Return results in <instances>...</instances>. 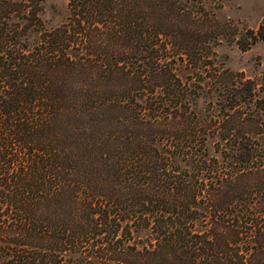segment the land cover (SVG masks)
Returning <instances> with one entry per match:
<instances>
[{"label": "trees", "instance_id": "16d2710c", "mask_svg": "<svg viewBox=\"0 0 264 264\" xmlns=\"http://www.w3.org/2000/svg\"><path fill=\"white\" fill-rule=\"evenodd\" d=\"M43 2L0 0V264H264V121L207 0Z\"/></svg>", "mask_w": 264, "mask_h": 264}, {"label": "rangeland", "instance_id": "374dc122", "mask_svg": "<svg viewBox=\"0 0 264 264\" xmlns=\"http://www.w3.org/2000/svg\"><path fill=\"white\" fill-rule=\"evenodd\" d=\"M67 4L68 0H44L41 17L48 26H56L66 18ZM207 5L215 14L214 18L224 24L222 41L214 47L219 81L228 90L243 95H237L241 104L236 107L246 112L252 107L259 109L264 121V0H207ZM210 73L214 81L216 74ZM195 79L199 83L198 78ZM251 90L256 99L253 105L247 100ZM210 94L211 89L205 88V94L197 100L200 115L205 116L222 106L220 100ZM260 137L264 141V133Z\"/></svg>", "mask_w": 264, "mask_h": 264}]
</instances>
